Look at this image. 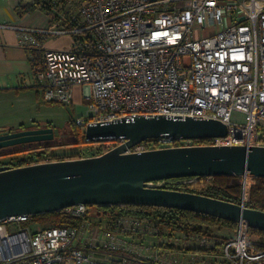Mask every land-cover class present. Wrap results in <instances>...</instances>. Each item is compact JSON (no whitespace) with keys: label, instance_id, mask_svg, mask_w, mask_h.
I'll use <instances>...</instances> for the list:
<instances>
[{"label":"built area","instance_id":"built-area-1","mask_svg":"<svg viewBox=\"0 0 264 264\" xmlns=\"http://www.w3.org/2000/svg\"><path fill=\"white\" fill-rule=\"evenodd\" d=\"M17 29L43 102L73 106L81 89L88 112L78 129L142 115L191 116L228 125L227 136L206 145L264 146V0H69L47 30ZM57 35H70L71 46L45 49L43 39ZM235 112L246 120L234 122ZM119 143H101L91 156ZM191 145L197 141L161 139L129 152ZM240 178L248 206L256 178ZM205 179L212 178L185 185ZM89 210H65L84 220L79 227H40L31 216L0 222V264H264V244L245 221L234 236L218 238Z\"/></svg>","mask_w":264,"mask_h":264},{"label":"water","instance_id":"water-1","mask_svg":"<svg viewBox=\"0 0 264 264\" xmlns=\"http://www.w3.org/2000/svg\"><path fill=\"white\" fill-rule=\"evenodd\" d=\"M228 133L229 127L223 121L191 116L142 115L90 125L85 131L87 143L119 145L97 156L0 166V222L62 212L79 205L149 206L192 211L236 224L245 221L250 228L264 231L262 210L173 189L191 184L195 178H240L245 174L264 178V146L198 144L129 152L146 141H199ZM54 139L52 127L2 132L0 151ZM25 150L0 152V157Z\"/></svg>","mask_w":264,"mask_h":264},{"label":"crops","instance_id":"crops-1","mask_svg":"<svg viewBox=\"0 0 264 264\" xmlns=\"http://www.w3.org/2000/svg\"><path fill=\"white\" fill-rule=\"evenodd\" d=\"M32 3V0H0V25L9 26L0 28V133L51 127L38 121L44 105L42 94L34 85L32 63L20 44L17 28L47 30L53 24V15L38 8L28 10ZM43 41L45 49L59 51L69 48L73 38L46 36ZM77 95L82 99L80 88L75 89V100ZM51 154L64 155L54 150ZM156 243V238L149 239L153 249Z\"/></svg>","mask_w":264,"mask_h":264},{"label":"trees","instance_id":"trees-1","mask_svg":"<svg viewBox=\"0 0 264 264\" xmlns=\"http://www.w3.org/2000/svg\"><path fill=\"white\" fill-rule=\"evenodd\" d=\"M32 5H29L28 10L34 8L41 9L48 14H52L59 6L62 11L68 12L69 0H32ZM37 58L40 57V52H35ZM76 125V124H75ZM78 129V128H77ZM81 143V142H80ZM211 143L210 139L199 140L197 144L206 145ZM67 144H79V141H68ZM65 144V145H67ZM100 145V144H99ZM55 144H41L39 147H32L23 151L17 158V163L22 166L28 163L42 162L47 160H59L66 158L79 157V155L71 156H55L51 154ZM239 177H215L212 178V183L203 189H193V186L179 185L173 189L189 191L203 194L209 197L222 199L233 203H241V184L238 182ZM176 181V180H175ZM172 181V182H175ZM248 206L253 209L264 211V178H256V183L252 186L251 196ZM91 208L92 206H88ZM98 208V207H97ZM100 215H120V216H136L154 221L168 233L176 230H183L186 234H200L206 236H215L224 238L219 235L222 230L235 231L237 224L208 215L195 213L192 211H184L178 209H168L163 207L149 206H125L114 208H98ZM84 220L71 216L64 211L51 214H42L31 218V223L38 224L43 227H79ZM218 230V231H215ZM250 235L257 237L259 242L264 244V231L250 228Z\"/></svg>","mask_w":264,"mask_h":264},{"label":"rangeland","instance_id":"rangeland-1","mask_svg":"<svg viewBox=\"0 0 264 264\" xmlns=\"http://www.w3.org/2000/svg\"><path fill=\"white\" fill-rule=\"evenodd\" d=\"M43 108L39 115L40 122L50 125L55 131V139L51 142H46L42 144H55L57 146L52 148V151H57L58 153L64 154L62 157L73 156V155H86L91 156L95 155L98 152V146L100 143H87L85 141V130L77 129L75 125L76 120L85 116L88 112L87 106L84 104V101L80 98L79 95L76 96V100L73 106H66L63 104L52 103L47 104L43 102ZM232 120L234 122H242L246 120V116L242 113L235 112ZM1 134V133H0ZM79 141V144L71 145L67 144L68 141ZM81 142V143H80ZM67 144V145H65ZM178 144V143H177ZM41 144H30V145H22L21 149H30L32 147H39ZM17 148V149H15ZM19 146L8 149L9 151H19ZM22 151V150H21ZM51 151V152H52ZM18 154V153H17ZM15 154L14 156L6 159V161H11L12 159L18 157ZM23 154V153H22ZM65 154H68L65 156ZM21 155V154H20ZM238 182L241 184V197L243 196V186L242 179L238 178ZM212 183V179H205L203 182L198 183L193 186V189H203L207 185ZM256 183V180L253 181L251 187ZM251 190V188H250ZM90 216L95 217L97 212H99L97 207L89 208ZM40 226V225H39ZM43 227V226H40ZM218 231V230H215ZM235 231L221 230L219 235L221 236H234ZM193 234V233H191ZM190 235V234H189ZM255 240H258L257 237H254ZM129 264H136L133 260L129 261Z\"/></svg>","mask_w":264,"mask_h":264},{"label":"flooded vegetation","instance_id":"flooded-vegetation-1","mask_svg":"<svg viewBox=\"0 0 264 264\" xmlns=\"http://www.w3.org/2000/svg\"><path fill=\"white\" fill-rule=\"evenodd\" d=\"M20 147H23V146H19V148ZM15 149H17V148H15ZM19 150H24V149H19ZM4 151H9L8 149L7 150H4ZM4 151H0V152H4ZM23 153V152H22ZM22 153H18L16 156H19L20 154H22ZM24 154V153H23ZM12 156H14V155H10V156H5V157H0V166H12L13 165V163L11 162V161H6V159H8V158H10V157H12Z\"/></svg>","mask_w":264,"mask_h":264}]
</instances>
